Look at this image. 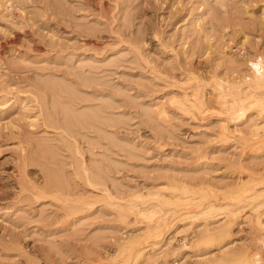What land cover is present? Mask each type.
I'll use <instances>...</instances> for the list:
<instances>
[{
	"label": "rangeland",
	"instance_id": "obj_1",
	"mask_svg": "<svg viewBox=\"0 0 264 264\" xmlns=\"http://www.w3.org/2000/svg\"><path fill=\"white\" fill-rule=\"evenodd\" d=\"M171 1L0 0V184L17 181L15 162L22 155L35 156L36 150L44 148L41 163L36 166L31 162L26 174L33 177V172L49 166L62 186H70L71 159L66 157L65 148L72 140L65 138L68 144L64 146L60 134L54 136V129L46 131L38 123L35 103L44 102V107L51 104L41 86L48 90L66 87L80 96L96 98L78 111L97 109L102 120L105 117L104 129L91 138L83 136L104 152L87 150V143L81 147L85 157H92L87 159L89 166L107 171L109 184L127 199L168 184H181L183 179L220 181L224 169L219 157L236 158L239 150L234 142L221 150L217 140L223 127L227 126L230 135L239 134L240 128L246 137L252 136L253 128L264 124V114L260 113L261 117L258 110L250 109L246 117L232 119L226 109L212 103L208 87L207 109L192 116L178 107L186 94L181 86L192 71L201 68L210 73L217 70L222 79L234 84L252 74L250 60H264V0H208L215 8L210 11L200 5L203 0ZM10 39L17 42L10 43ZM171 68L178 72L184 69L182 84L170 78ZM69 77L87 86L81 87ZM162 108H167L166 116ZM263 153L253 159L264 162ZM73 155L78 169L80 155ZM197 155L206 157L195 162ZM143 196L149 198L147 193ZM35 202L31 197L18 199L10 190L5 195L0 192V264H48L47 257L53 264H87L82 248L88 244L106 264H195L204 257L200 254L205 250L189 243L191 232L201 227L200 220L192 224L185 214L171 216L176 218L158 226L157 230L162 229L157 238L161 244L148 246L140 254L138 250L152 237L144 233L147 220L137 219L127 206L124 217L119 218L114 205L103 210L98 203L93 213L78 224L71 222L72 230L67 231L60 224H49L56 212L53 204ZM14 242L27 251L22 252ZM122 243L137 245L130 247L137 251L132 254L127 249L121 255Z\"/></svg>",
	"mask_w": 264,
	"mask_h": 264
},
{
	"label": "bare ground",
	"instance_id": "obj_2",
	"mask_svg": "<svg viewBox=\"0 0 264 264\" xmlns=\"http://www.w3.org/2000/svg\"><path fill=\"white\" fill-rule=\"evenodd\" d=\"M169 1L172 2L171 0ZM200 5H205L204 7H206L208 11H210L211 8L215 9L208 0H203L200 2ZM212 17L216 18L215 16ZM216 25L221 26L220 23H216ZM16 42V39H10V43ZM250 61L253 65L252 74L248 76L249 74L247 73L248 75L246 77H240L242 79H240L237 84L232 83L231 80L227 82L226 78H224L226 80L222 79L219 72H216L217 70L212 73L205 69L202 70V68L197 71H192V76L186 79L187 82L185 86L180 85L181 89H183L186 94L184 100L179 102L178 107L192 116L198 113L204 114L208 104L205 100L206 90L208 87H211L210 92L214 97V101H212L213 99L211 100L212 103L215 102L216 107L221 110L226 109L227 115L229 114L232 119L237 118L238 121L239 118L243 116L246 117L245 115H247L250 109H256L258 110L257 113L259 112L258 114H264V60L262 57H259ZM175 70L172 69L171 74L169 73L170 78H174V80L180 84L181 79L184 80L186 77V73L183 72L184 69H182L181 72ZM69 78L73 83L81 87L87 86L84 81H80L75 77ZM40 88L45 90V93L51 100V104H49V106H47V104V107H44V102L37 101L35 103L38 114H35V116L38 123L42 125L46 131H48V129H54V136L60 134L62 138L59 137L61 138L59 141L62 142V145H67V140L69 138L72 140L71 144H68L66 148L64 147L66 152H68L66 157L71 159L68 162V170L71 172V177L68 179L70 181V186L69 188L62 186V183L60 184L59 180H57L58 176H55L52 170L53 168L51 169L48 164V167L43 168L40 164L39 166L41 168L33 172L35 173L33 177L28 176L29 173L26 174L31 162L36 166L41 163L39 161L44 154L43 148L36 150L38 154L36 153L35 156H30L28 154L22 155L21 158L15 162L16 168H18L19 171L16 175L17 181H9L10 183L2 181L3 183L0 184L1 194L5 195L10 190V192L13 191L14 194L17 195L18 199L31 197V199H35L36 202L38 200L44 202L49 201L56 207L55 216L49 224H60L67 231L72 230L70 225L71 222L78 224L81 218H85L93 213L97 208L95 205L98 203L101 205V208H104L103 210H105L108 205H114L117 209L116 214L119 218L124 217L125 214L123 211L125 210V206H127L129 207L128 209L135 212L137 219L141 216L147 220L144 233H147L148 236L150 234L152 237V239H147L145 241L146 244H144L145 246H143L142 249L138 250L140 254H142L143 252L141 253V251H145L144 249L148 246L154 247L157 244L159 245L160 242L157 238L162 235V229L157 230L156 228L158 226L160 227L167 219L170 220L171 216L180 217V215L182 216L185 214L186 218H189L192 224L200 220V229L193 230L191 232V239H189L190 246L205 250L203 254H200L204 256L203 258L201 257V260H199L198 257L200 256L197 254L198 256L196 257L199 262L196 261L195 264H264V162L253 159L257 157L255 155L260 154V150L264 149V124L256 129L253 128V132H250L253 133L252 136L250 135L248 137L242 133L243 131H240V128L239 130L237 129L239 134L232 133L230 135L227 126H224L225 124L222 125L224 126L223 130L220 133V137L218 136L219 140H217L221 144V150L227 149V145L230 142L236 143L239 150L236 152V155H238L236 158L235 156L234 158H227L224 155H222V157L220 156L221 158L219 157L218 162L222 164L221 168L224 169V173L221 174L222 178L219 179L220 181L214 182L213 180L211 181V179H209V181L207 179L200 181L195 180L196 178L193 180H185L182 178L183 183L181 184L180 182L178 184H168L167 187L159 188L153 192L148 190V192H146L147 197H149L148 199L143 196V194L146 193H138L139 195L135 198L127 199V196L122 193L120 189L114 188L116 187L115 185L113 187L109 184L107 178L109 175L107 171L106 174L105 171L98 167L89 166L90 163L87 161L92 157L90 158L87 154L85 157V150L81 147V144L87 143V150L92 152L103 151L102 147L90 141V139L87 140L88 138L84 140L83 136L90 137L92 134H97L100 128L104 129L105 117L103 121V114L97 111V109H93L86 113L78 111L81 106H87L88 104L92 105L93 99L96 100V98L93 97L91 99L89 97L80 96L66 87L59 89L53 88L54 90H51L52 88L48 90V88L43 86ZM95 89H98V87ZM189 96L192 98H189ZM100 105L101 111L104 112L106 110V104L103 103ZM165 109L167 108L161 109L162 114L167 113ZM261 114L260 116L262 117ZM166 115L167 114H165V116ZM260 131H262V135H259L261 134ZM74 153L78 156L80 155L81 167L79 166L80 168L78 167V169H82L81 172L78 171L76 167L79 163L74 166L75 160H72V158L75 159ZM262 153L263 152H261V154ZM261 154L260 156H263ZM49 156H45V158ZM204 156L206 157V155H197L194 157L195 160H193L197 162ZM260 156L257 159H260ZM48 159L52 160L50 157ZM119 169H117L116 172L121 170ZM197 181H200V185L196 184ZM23 193L27 194L23 195ZM143 204H148L152 207H143ZM169 205L175 206L170 207ZM80 212H82V214L78 217L77 214H80ZM131 235H133V233ZM129 240L128 242H130ZM71 243L76 244L73 240ZM125 243H122V246ZM185 243L187 244L186 241ZM14 244H16V247L22 250V252L27 251L24 245L15 242ZM125 245L126 248H123ZM125 245L123 247L121 246L120 249L122 250H120V252L122 253L120 254L122 255L123 252L127 253V251L133 254L134 248H132L133 251H131L130 247H136L137 245L131 246L130 243ZM16 247L15 249H17ZM32 248L36 249L37 246H33ZM214 250H216V252ZM82 251L83 257L90 264H106L104 260L99 258V254L96 252L97 250L94 246L88 244L86 247L82 248ZM210 253L212 255H209ZM46 263L53 264L52 259L47 257Z\"/></svg>",
	"mask_w": 264,
	"mask_h": 264
}]
</instances>
